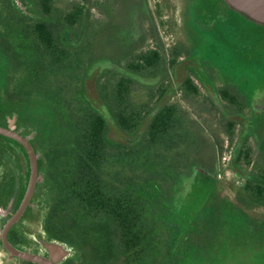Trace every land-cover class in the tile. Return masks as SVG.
<instances>
[{
    "label": "flooded vegetation",
    "instance_id": "af4514ba",
    "mask_svg": "<svg viewBox=\"0 0 264 264\" xmlns=\"http://www.w3.org/2000/svg\"><path fill=\"white\" fill-rule=\"evenodd\" d=\"M172 1L177 3L173 18L179 14L177 22L173 19V28L179 26L180 36L173 38L174 45L167 52L160 33L164 0H0V233L15 251L9 264H46L50 260L39 238L32 235V228L72 250L60 264H218L229 261L249 243L260 244L262 253L254 250V264H264V233L258 227L250 231L246 228L252 222L264 227V214L253 212L264 208V170L260 174L248 173L240 164L243 158L250 161L249 153L243 151L249 141L257 155L264 158V114L253 116L250 101L236 91L230 95L228 90L216 87V99L212 98L208 88L187 73L204 69L194 67L191 63L195 62L190 61L193 54L198 63L206 61L201 59L202 49L208 52L218 47L219 52L224 49L228 54L240 50L234 39H228L232 31L225 29L223 9L231 10L222 0ZM174 71L183 74L176 89L178 76ZM122 78H131L130 86L120 83ZM143 79L150 82H140ZM186 80L190 81L185 89L188 96L195 97L198 88H203L209 103L227 122L226 135L233 137L235 128L237 133L232 151L222 158V164L218 159L220 143L212 136L208 138V129L200 119L192 118L195 128L186 125L179 133L182 149L187 146L185 171L195 167L208 174L211 181L205 185L207 180L202 179V188L187 189L190 201L180 213L175 215L173 211L164 219L166 242L161 241L159 228L140 246L131 248L128 238L121 244L117 224L112 220L78 224L63 231L55 227L50 220L59 195L55 169L64 149L73 147L77 154L81 152L87 108L104 110L112 123L98 112L105 120L104 138L109 145L106 151L112 156L106 166L109 178H137L142 160L130 164L128 150L123 146L129 144L128 139L144 133L140 134L138 125L128 131L117 113L131 115L133 122L143 116L144 109L140 108L144 106L135 109L128 99L135 85L168 91L172 95L167 103L172 104V97ZM119 88L123 91L121 100L117 99ZM239 97L244 103L238 101ZM222 99L236 105L237 110L226 113ZM156 105L157 102L152 108ZM243 106L247 114L241 110ZM122 136L126 137L124 141H120ZM176 145L177 142L172 150L177 149ZM30 148L41 151L47 165V187L37 191L31 184ZM208 149L209 156L205 153ZM222 166L242 182L241 188L234 189L236 202L221 195ZM158 183L155 187L161 191ZM200 201L202 207L190 219L195 203ZM211 204L215 210L210 209ZM209 209L217 213L211 216L220 223L200 227L199 220L206 217ZM89 225L104 230L94 236L101 240L94 239L96 246L88 255L79 248L78 232ZM106 249L111 256L105 254ZM7 259L1 256L0 264H6Z\"/></svg>",
    "mask_w": 264,
    "mask_h": 264
},
{
    "label": "trees",
    "instance_id": "16d2710c",
    "mask_svg": "<svg viewBox=\"0 0 264 264\" xmlns=\"http://www.w3.org/2000/svg\"><path fill=\"white\" fill-rule=\"evenodd\" d=\"M162 72L167 74L166 71ZM121 82L130 86L132 79L122 78ZM189 82L185 81L182 90L185 91ZM124 88L129 90L127 85ZM157 92V107L144 109L141 119L134 118L133 122L131 115L124 116L121 111L117 113L120 120L123 117L121 122L128 131L135 130L138 125L140 134L144 133L139 137L137 135L138 138H134L131 144L123 146V149L128 150L130 164L142 160L139 163L140 171L135 174L137 178L130 175L125 181L121 177L117 178V175L109 178L106 166L112 156L106 151L105 120L87 106V125L80 139L81 152L77 154L73 147L64 149L59 167L55 169L59 195L50 217L55 227L63 231L78 224L112 220L117 224L121 244L128 238L131 248L140 246L147 243L159 228L161 241L166 242L162 224L174 211L166 197L172 192L180 197L186 194L188 188L179 185L178 179L187 176L185 168L188 166H185L186 155L180 156V161H177L176 155L166 156L181 138L179 133L184 130V126L176 106L167 103L172 94L164 89H158ZM122 93L119 88L117 99H123ZM80 98L84 99L81 93ZM90 131L94 132L93 137H90ZM156 183L161 191L155 187Z\"/></svg>",
    "mask_w": 264,
    "mask_h": 264
},
{
    "label": "rangeland",
    "instance_id": "374dc122",
    "mask_svg": "<svg viewBox=\"0 0 264 264\" xmlns=\"http://www.w3.org/2000/svg\"><path fill=\"white\" fill-rule=\"evenodd\" d=\"M152 3L157 2L158 0H151ZM163 3V1H162ZM164 7L162 6V20L160 26V33L164 40H162V47L169 52L171 47L174 45L175 39H178L180 36V28H173V19L179 20V14L176 18H173L175 13L177 14L176 7L177 3L172 0H164ZM225 20V29L231 30V36L228 38L229 40H233L235 44L240 47V50H237L235 53L228 54L224 52L222 49L219 52L218 47L216 50H210L207 52V48L202 49V58L207 59L206 61L198 63L196 57L197 55L193 54V57L190 58L191 63L194 67L204 68L200 71H187V73L192 74L194 78H196L200 83L205 85L206 88L210 91V94L213 95L212 98L216 99L215 88L222 87L225 90H228L230 95H235L233 92L236 91L243 96H245L248 101H250V109L252 110L253 116L260 113V115L264 114V27L257 26L252 22L247 21L243 17L232 13L226 7L223 9ZM171 21V22H169ZM233 42V43H234ZM244 49V51H242ZM205 70V71H204ZM148 73V71H145ZM175 76H178V79L175 81L174 88L176 89V84L181 81L183 74L182 71H174ZM163 81V84H165ZM140 82H150L146 79H143ZM173 83V81H172ZM199 94L195 97H189L187 92L182 90L180 87L177 90V93L172 97L171 103L174 104L177 108L178 116L181 117V121L184 122L183 126L186 125L191 126L195 125L190 122L193 119H200L203 125L207 127L209 132V139L212 136L215 140L217 139L221 146V155L218 158L219 162L222 164V158L227 157L232 151L234 139L236 137V129L234 130V136H227L225 133V127L227 122L221 116L218 109H215L212 104L209 103L207 92L203 88H198ZM60 92V91H59ZM129 102L132 107H141V111L143 109H149L155 105L158 100V92L157 90L148 89L146 87L135 85L129 95ZM238 101L244 103V99L239 97ZM222 107L226 113H230L232 111L237 110L236 105H232L229 102L222 99ZM46 109L44 108V111ZM50 111V109H47ZM245 114L248 113L247 107L243 106L241 108ZM99 113L103 115V117L111 123L110 118L104 113V110H99ZM237 116V115H235ZM193 121V120H192ZM112 124V123H111ZM243 134L242 136L246 135ZM126 139L125 136L120 138V141H124ZM119 140V139H118ZM129 144H131V138L128 139ZM216 140V141H217ZM200 141L197 139L196 142ZM181 139L177 141V149L175 148L166 156L171 157L172 155H176L178 157L177 161H180V156L183 157L186 155V147H183ZM243 151L249 153L250 161H247L243 158L240 162L241 167L244 171L248 173H256L260 174L262 170H264V158L261 159L260 155H257V150L253 146L252 142L249 141L248 144L245 145ZM205 151L204 147L201 148ZM208 156L211 151L208 149L205 152ZM207 156V157H208ZM221 180H222V193L221 195L227 196L229 199L236 202V198L234 197L235 187H240L242 182L235 177V175L225 166L221 168ZM185 178L181 177L178 179V184L183 187H187L188 189H199L201 187L202 179L207 180L205 185L211 181V177L208 174H203L202 171L198 170L195 167H191L189 172L186 174ZM200 180V181H197ZM203 184V185H204ZM203 187V188H207ZM194 190V191H195ZM191 192V191H190ZM189 193V192H188ZM168 204L174 209L175 215L180 213L183 210L184 204L190 201V193L184 194L183 196H179L176 192L169 193L166 197ZM203 201V200H202ZM196 202L193 210V215H191L190 219L195 216L196 212L199 208L202 207L201 202ZM215 206L213 204L210 205L211 210H215ZM207 210L206 217L201 218L199 220V225L201 226H216L220 223V220L217 217H213L211 215H216L217 213L211 210ZM254 213H263L264 208H259L253 211ZM216 213V214H215ZM261 214V215H263ZM195 218V217H194ZM196 219V218H195ZM229 220H227L228 222ZM95 226H87L82 228L78 232V239L80 242L79 248L87 251V254H91L96 246V242L94 239H100V237H95L96 234L103 233L104 229L99 227L94 228ZM260 228L259 231L264 233V227L256 222H252V225L248 228V231L254 230V228ZM258 231V232H259ZM77 232V231H76ZM81 239H80V238ZM103 239L105 240V236L103 235ZM102 244V243H101ZM246 246H249L246 248ZM240 251L235 252L234 255L226 262H220L218 264H254V254L255 251L262 253V247L260 244H247ZM101 247V246H100ZM108 248H110L108 246ZM108 257L111 256L109 249H106ZM251 250V251H250ZM103 253V252H102ZM100 253L99 255H103ZM89 257V256H88ZM264 261V258H261Z\"/></svg>",
    "mask_w": 264,
    "mask_h": 264
},
{
    "label": "water",
    "instance_id": "95a60500",
    "mask_svg": "<svg viewBox=\"0 0 264 264\" xmlns=\"http://www.w3.org/2000/svg\"><path fill=\"white\" fill-rule=\"evenodd\" d=\"M222 2L247 21L264 27V0H222ZM30 155L32 160L31 184L32 189L37 191L38 188L47 187V165L43 153L38 149L33 151L30 148ZM32 235L39 238L38 241L42 247L49 252L50 260L46 261V264H60L68 254L72 253V250L67 249L63 243L50 239L35 228H32ZM14 253L5 235L0 233V257L6 255L8 258L6 264H9L11 255Z\"/></svg>",
    "mask_w": 264,
    "mask_h": 264
}]
</instances>
